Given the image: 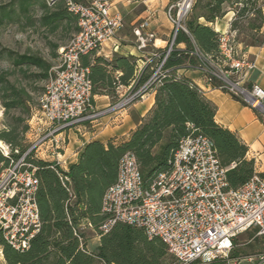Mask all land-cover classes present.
Returning <instances> with one entry per match:
<instances>
[{
	"label": "built area",
	"instance_id": "1",
	"mask_svg": "<svg viewBox=\"0 0 264 264\" xmlns=\"http://www.w3.org/2000/svg\"><path fill=\"white\" fill-rule=\"evenodd\" d=\"M64 1L67 11L77 18L78 32L67 46L58 50V64L50 70L44 93L27 122L25 143L31 140V147L21 158L10 161L0 174V234L19 253L28 250L41 225L35 199L36 168L27 159L30 155L35 160L51 158L50 164L60 168L67 131L107 113L96 115L94 112L89 69L83 67L81 59L97 54L116 38L123 26L121 16L112 13L106 1L95 0L90 4ZM186 1L166 10V19L171 25L170 43L161 54H153L145 61L144 67L153 59L156 62L147 83L139 89L132 88L133 84L125 88L127 94L110 111L126 110L144 98L150 85L165 79L169 73L164 70L165 63L174 50L178 33L189 36L185 22L194 0L182 12ZM262 12L264 16V6ZM148 27L149 22L144 21L133 30L137 49L142 52L156 39L153 33H144ZM189 56L197 61L195 67L208 88H216L240 101L257 112L264 122V90L258 85L246 86L256 65L239 50L230 29L219 33L215 55H205L194 47ZM174 75L176 80L181 78L176 72ZM0 153L8 159V146L0 149ZM235 166L222 167L213 143L196 135L194 130L180 142L167 161V169L156 173L147 183L142 179L135 157L126 153L119 162L115 184L102 199L101 213L105 221L96 232L89 222L73 230L80 250L90 255L81 237L85 231H93L100 239L116 224H123L142 230L149 239H159L176 264H212L228 260L235 239L255 230L263 243L262 251L233 262L264 264V176L254 172L246 184L231 190L226 175ZM62 183L64 186V180ZM67 192L71 203L74 197L69 189Z\"/></svg>",
	"mask_w": 264,
	"mask_h": 264
},
{
	"label": "trees",
	"instance_id": "2",
	"mask_svg": "<svg viewBox=\"0 0 264 264\" xmlns=\"http://www.w3.org/2000/svg\"><path fill=\"white\" fill-rule=\"evenodd\" d=\"M81 2V0H76ZM261 0H195L192 13L185 22L189 36L179 32L174 50L168 57L165 79L150 85L146 93L154 91V105L141 124L131 133L127 142L89 143L76 164L64 172L53 164L33 159L27 163L36 168L38 188L35 195L40 218V229L23 253L8 246L0 234V248L6 264H171L172 257L159 239H149L145 233L127 225L116 224L100 237L93 254L80 250L73 230L84 220L90 222L94 232L106 217L101 213L102 199L117 180L118 165L126 153H131L139 166L144 182L167 169V161L178 149L180 142L193 130L196 135L209 139L222 167L235 164L227 172L229 189L236 190L246 184L254 173V163L245 159L247 149L228 130L215 124V107L190 81L175 79V72L185 66L195 67L197 61L189 56L196 47L205 55L217 52L219 34L212 27L199 24L203 19L213 25L229 11L234 12L230 32L242 47H260L264 42V16ZM36 11L39 13L35 15ZM8 26L41 27L54 35L68 30L78 32L77 18L70 14L64 0H7L0 4V29ZM185 50H178L179 44ZM53 46V52L58 50ZM162 53L160 51L158 54ZM53 57H56L53 54ZM58 57V56H57ZM0 61L9 69L0 71V106L7 121L0 131V142L8 146L9 158L0 153V174L26 152L27 122L36 104L34 83L49 78L52 65L41 57L17 54L0 45ZM89 69L92 95L116 96L118 87L139 89L152 75V64L136 76L134 57L117 58L108 62L90 54L81 59ZM114 74H120L114 77ZM13 78V81L11 80ZM44 93V89L43 92ZM43 95V94H42ZM41 95V96H42ZM192 127V129L190 128ZM17 151V154H15ZM264 176V175H262ZM65 179L68 181L66 182ZM64 180V186L62 185ZM69 189L74 200L69 203ZM256 234V231L253 230ZM81 237L87 241V235ZM230 255L229 259H233ZM228 261V260H226ZM223 261V262H226ZM192 264H199L195 262ZM212 264H218L214 262Z\"/></svg>",
	"mask_w": 264,
	"mask_h": 264
},
{
	"label": "crops",
	"instance_id": "3",
	"mask_svg": "<svg viewBox=\"0 0 264 264\" xmlns=\"http://www.w3.org/2000/svg\"><path fill=\"white\" fill-rule=\"evenodd\" d=\"M124 2L120 3L118 8L111 7L112 13L121 16L123 26L129 27L133 31L144 21H148L149 27L144 33H153L155 35L156 39L152 47L155 50L164 48L171 34V25L166 19V10L170 6L169 0H147L146 3L141 2V4L145 3L146 9L140 12L136 11V7L131 3V0H124ZM134 4H137V2H134ZM260 4L262 7L264 6V2H260ZM122 12H125L123 17L120 14ZM234 16V12L229 11L213 25L206 24L203 19L199 20V24L210 26L219 34L230 29ZM128 33L117 34L113 41L102 47L96 57L103 58L108 62H113L120 57H134L137 64L136 76H138L139 72L144 68L146 60L143 61L144 52L137 49V43L131 34ZM185 48L186 46L183 43L177 46L178 50H185ZM238 48L256 65V69L250 72L248 76L246 86L258 85L264 90V42L260 47L245 48L238 45ZM176 74L190 81L202 92L204 98L216 109L215 124L222 129L228 130L246 147L245 159L254 163V172L264 175V122L257 112L216 88H208L204 83L202 74L196 67L185 66L176 71ZM118 75L120 74H114V77ZM125 94L126 90L122 87L121 89H116L114 98L106 95L93 96V109H107L119 102ZM153 105L154 91H150L145 94L142 100L134 103L123 112H117L111 116L70 128L67 131V145L60 158L63 163L60 169L68 172L70 166L78 162L83 149L91 142H99L101 144L112 142L114 145L127 142L131 133L141 124ZM40 160L47 163L53 162L51 158ZM83 222L89 221L84 220L79 225ZM84 234L87 235L86 248L90 254H93L99 245V239L96 238L93 248H89V237L94 235V233L91 230H87Z\"/></svg>",
	"mask_w": 264,
	"mask_h": 264
},
{
	"label": "rangeland",
	"instance_id": "4",
	"mask_svg": "<svg viewBox=\"0 0 264 264\" xmlns=\"http://www.w3.org/2000/svg\"><path fill=\"white\" fill-rule=\"evenodd\" d=\"M7 0H0V4L5 3ZM95 0H81V3L84 4H90ZM106 1L111 7L114 6L116 8L119 7L120 3H125L124 0H103ZM147 0H131V3L136 7V11H142L145 10V3ZM182 0H169L170 6H175L176 4L180 3ZM195 1V0H194ZM134 2H137V4H134ZM141 2H145L142 3ZM264 2V0H261V3ZM126 5V4H124ZM169 6V7H170ZM126 9V8H125ZM134 13V12H133ZM191 12L188 14L187 19H189ZM123 17L125 15V12L120 13ZM36 16L39 15V13L36 11L35 13ZM129 17V16H126ZM186 19V20H187ZM130 33L133 39L136 42V38L133 35L132 29L129 27L123 26L121 31H119L118 35ZM128 33V34H129ZM73 35L69 33L68 30H61L57 32L54 35H50L47 33L46 30H44L41 27L35 26L34 28H18L15 26H8L0 29V45L2 48L10 50L14 53L23 55V54H29V55H35L38 57L43 58L44 60L48 61L51 63L52 68L56 67L58 64V50L62 47L67 46V44L70 42L72 39ZM170 43V37L167 40L165 47L162 48L161 50H155L152 46L150 45L147 49H145L143 52V61L152 58L153 54H158L160 51H165ZM57 45L59 47L58 50L53 52V46ZM53 54L56 55V57H53ZM161 54V53H160ZM154 63L152 64V68H154L155 65V59H153ZM9 69V64L5 61H0V71ZM13 81V78H11ZM46 82H39V83H34L33 87L37 88L36 94H34V102L36 104L35 107L38 106L41 95L43 94V89L46 85ZM127 94V93H126ZM125 94V95H126ZM115 105L110 106L107 109L103 110H94L95 114H102L107 112L105 115L99 116L95 118L93 121L99 120L101 118H104L106 116H111L117 112H123V111H110L111 108H113ZM7 121L3 117V110L0 106V131L5 129V123ZM91 122V121H90ZM89 123V122H88ZM31 140L30 142H26L25 145L27 148L31 147ZM40 152H38L36 155L38 156ZM96 237L94 235H91L89 237V248H93L95 245ZM263 249V243L260 238L256 237L255 233L252 231H248L246 233L241 234L240 236L235 239L234 244H233V250L230 255L232 256L233 259L236 258H246L249 256H254L258 253H260ZM0 253H2L1 248H0ZM230 257V256H229ZM233 259H229L226 262L223 261H217L218 264H239L238 262H233ZM0 264H6L2 255L0 254ZM171 264H176L175 260L172 258V263ZM199 264H203L199 262ZM240 264H248L247 262H243Z\"/></svg>",
	"mask_w": 264,
	"mask_h": 264
},
{
	"label": "bare ground",
	"instance_id": "5",
	"mask_svg": "<svg viewBox=\"0 0 264 264\" xmlns=\"http://www.w3.org/2000/svg\"><path fill=\"white\" fill-rule=\"evenodd\" d=\"M189 1H190V0H187V1L185 2V4L183 5V10H182V12L185 11V9H186V5L188 4ZM0 149H5V145H4L2 142H0Z\"/></svg>",
	"mask_w": 264,
	"mask_h": 264
}]
</instances>
